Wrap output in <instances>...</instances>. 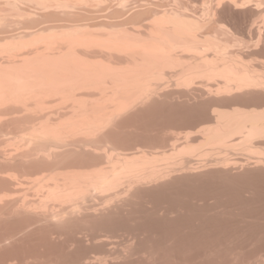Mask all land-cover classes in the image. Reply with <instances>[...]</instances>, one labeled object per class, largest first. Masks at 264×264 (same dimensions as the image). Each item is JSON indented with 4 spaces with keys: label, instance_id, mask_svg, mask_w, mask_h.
<instances>
[{
    "label": "bare ground",
    "instance_id": "6f19581e",
    "mask_svg": "<svg viewBox=\"0 0 264 264\" xmlns=\"http://www.w3.org/2000/svg\"><path fill=\"white\" fill-rule=\"evenodd\" d=\"M258 176L264 0H0V264H184Z\"/></svg>",
    "mask_w": 264,
    "mask_h": 264
},
{
    "label": "rangeland",
    "instance_id": "374dc122",
    "mask_svg": "<svg viewBox=\"0 0 264 264\" xmlns=\"http://www.w3.org/2000/svg\"><path fill=\"white\" fill-rule=\"evenodd\" d=\"M231 15L234 16V18H232L231 21L233 20L234 22H238V23H241V22H242V20H243V18H242V17H243L242 13L237 12V13H233V14H231ZM241 18H242V19H241ZM240 20H241V21H240ZM233 21H232V22H233ZM178 109H179V108H177L176 110H177V111H182L181 109H179V110H178ZM253 179H254V180H253ZM256 179H257V180H256ZM259 179H261V180H259ZM258 180H259V182H257ZM261 181H262V183L260 184V185H261V186H260L259 183H260ZM241 182H242V181H241ZM205 184H207V185H205ZM242 184H245V185H247V184L249 185V184H250V185L256 186V188L263 189V188H264V187H263V186H264V176H260V177L258 176L257 178H256V177H255V178H247L246 180H244V182H242ZM255 184H256V185H255ZM208 185H211V184L208 182V183H204V186H203V184H201L200 186H201L203 189H204L205 187H207L208 189H210ZM201 187H200V189H201ZM211 187H213V185H211ZM193 188H194V187H193ZM197 188H198V189H195V191L199 190V187H197ZM189 189L191 190V188H189ZM190 190H189V191H190ZM263 190H264V189H263ZM189 191H188V192H189ZM189 193H190V192H189ZM254 201H256V200H254ZM252 202H253V200H252ZM256 202H257V201H256ZM256 202H255V203H256ZM259 202L262 203V204H259ZM259 202H257V203H258L260 206H259V205L257 206V205L254 203V204L256 205L255 209L260 207L259 209L262 211L263 208H264V206H263V205H264V201H263V202L259 201ZM254 204L251 203V207H252V208L250 207V205H248V206H249L251 209H253V206H252V205H254ZM261 205H262V206H261ZM249 207H248V208L244 207V208H245V209H249ZM259 209H258V210L256 209V211H260ZM245 211H246V210H245ZM248 212H249V210H248ZM251 212H254V211H251ZM220 216H221V215H220ZM220 216H217V217H219V219L216 217L215 220L218 219V221H219V220H220ZM226 218H228V217H225V218H224V216H223V217L221 218L222 220L219 221V223H218L219 225L221 224L220 222H222V224L220 225L219 229H218V226H219V225L216 224L218 221H217V222H216V221H215V222H214V221H212V222L210 221V222H208L209 224H208V223H207V224H204V226H207V225H210V226H211V225H213V227H214V225L216 224V225H218V226H217V229H218L219 232L222 231V230H220V228H221V229H223V230H226V234H228V235H229V232H230V231H229V230H230V226H231V227L233 226L232 229H231L232 232H230L231 235H232V234H235V232L237 231V230H236V231L234 232V229H233V228L238 229V230H239V229H242V228H247V230H250V227H251V228H253V231L256 229L255 232L253 233V234H255V235L252 236V234H251V236H250L249 234H247V233H249L250 231H247V230L244 231V230L242 229V231L245 232V234H244L242 231L239 230L240 233H237V232H236V233H237L238 235L240 234V236H234V235H233V238H234L235 240H233V238L229 235V236L231 237V239L233 240V241H232V240L230 239V237H229L230 240L226 238L227 235L224 236V237H225V239H224V237L221 236V235L224 234V232L222 231L223 234H220L219 232H218V234H216V235H218V236H219V235L221 236V239H222V240H221V239H220V236L218 237V236L215 235V233H217V232H216L217 230H216V229L214 230V228H215L216 226H215L214 228H213L212 226H211V227L208 226V227H207L208 229L212 228L213 231H214V232L211 231L212 229L209 230L210 232L213 233V234L211 233L212 236L209 235L210 232L207 230L208 232H206V233H208V234H207V236H205V237H207L208 239H206V238L204 237L206 240L203 238V241L201 242V244L197 245L196 249H195L193 252H191V254H186V255H185V256H187V257H186L187 260H186L185 262H188V263H185V262H184V264H195V262H196V264H197V263H198V264H202L201 261H202V262L205 261V259H206L207 257H209V258H211V259H208V258H207L206 261H205V262H207V263L204 262L203 264H226V263H228V261H229V257H230V260H231V258H232V254H233L232 251H233L234 248H235L236 251H238V253H239V254H238V258L236 257V258L238 259V260H237V261H238V264H239V263L241 262V260H242L241 257H243V258L246 257V258L243 259V261L245 262V261H247L248 259H253V257H255V256H256L258 253H260V252H261V253H264V237H263L264 235H263V236H260L259 239H258V236L261 235V232L263 231V230L260 231V229H258V228H262L261 226L264 224V223H263L264 220L261 221L260 218H256V219H254V221H251V220H248V221H247V220H246V222H245L244 220H242V221H244V222H241V224L243 223V224L241 225V224H238V223H240L239 221H241V220H239L240 218L238 219V217H235V218H232V219H231L232 221H233V220L235 221V219H236L237 221H235V222H234V221L231 222L230 220L228 221ZM230 218H231V217H230ZM226 220L229 222V224H228V222H227ZM225 221H226V222H225ZM260 221H261L262 224L260 223ZM213 222H214V223H213ZM224 222H225V223H224ZM248 222H249V225H247ZM210 223H211V224H210ZM232 223H236V224H232ZM250 223H252L254 226H253L252 224H250ZM256 223H257V225H258V223H259V225L256 226ZM223 224H226V225L228 224L229 226H226V225H223ZM237 224H238V226H237ZM244 224H245L246 226H249V228L246 227ZM260 225H261V226H260ZM221 226H224V227H221ZM241 226H242V227H241ZM263 226H264V225H263ZM226 227H227V228H226ZM240 227H241V228H240ZM256 227H257V228H256ZM225 228H226V229H225ZM228 229H229V230H228ZM262 229H264V228H262ZM257 230H259L260 232H258ZM256 231H257L259 234H258ZM251 232H252V229H251ZM263 232H264V231H263ZM263 232H262V233H263ZM242 234H243V235H242ZM257 234H258V236L256 237ZM263 234H264V233H263ZM208 235H209V237H210V236H211V237L209 238ZM224 235H225V234H224ZM247 235H248V236H247ZM242 236H244V238H245V237H246V238L244 239ZM249 236H250V237H249ZM238 237H240V238L242 237V238L239 239ZM247 237H248V238H247ZM261 237H262V238H261ZM185 238H187V237H183L182 239H185ZM236 238H237L238 240H237ZM249 238H250V239H249ZM253 238H256V239H258V240H257V241H256L255 239L253 240ZM182 239H181V241H182L183 243H184V242H187V243H188V241H190L189 238L186 239V240H184V241H183ZM216 239H217V240H216ZM219 239H220V240H219ZM251 239H252V240H251ZM215 240H216V241H215ZM226 240L230 241V243H229V242L226 243L227 245H228V244L230 245V244L232 243L230 246H233L234 244H235L236 246H233V249H232V247H229V246H228V248H227V246L224 247L226 244L223 243V242L226 241ZM213 241H214V242H213ZM231 241H232V242H231ZM255 241H256V244H255ZM234 242H236V243H238V244H236V243H234ZM187 243H186V244H187ZM233 243H234V244H233ZM214 244H215V245H214ZM220 244H222V245L220 246ZM223 244H224V245H223ZM253 244H254V245H253ZM209 245H210V247H208ZM237 245H239V246H237ZM241 245H242L243 247H242ZM213 246H214V247H213ZM215 247H216V248H215ZM218 247H219V249H218ZM221 247H222V248H221ZM240 247L242 248L241 250H243V251L240 250L242 253L239 251V248H240ZM203 248H204L205 252H211V253H213L214 250L218 249V250H216L217 252H216L215 255H217L218 253H219V254H218L217 256H215V255H214L215 252H214L213 254H211V255H213V256H207V255L205 256L204 253H203V252H204ZM207 248H209V249L211 248L213 251H209V250L207 251ZM214 248H215V249H214ZM230 248H231L232 250H231ZM201 249H202L203 251H202ZM220 249H222V252H224V253L227 252V254H226V253L224 254V253H222V252H221V253H222V254H221V253H220V251H221ZM224 249H226V250L223 251ZM229 249H230V250H229ZM237 249H238V250H237ZM228 250H229V251H228ZM197 251H198V252H197ZM218 251H219V252H218ZM201 252L203 253L204 256L202 255ZM229 252L231 253V255H229V254H230ZM233 252H235V251H233ZM194 253H195V254H194ZM198 253H199V254H198ZM228 253H229V254H228ZM240 253H241V256H240ZM256 253H257V254H256ZM199 255H200V256H199ZM219 255H220V258H219ZM221 255H222V257H221ZM224 255H225V256H224ZM191 256H192V259H191ZM202 256H203V259L201 260ZM214 256H215V257H214ZM223 256H224L225 258H226V257H227V258L225 259ZM228 256H229V257H228ZM197 257H198V259L200 260V262H199V260H197ZM200 257H201V258H200ZM205 257H206V258H205ZM216 257H218V258H216ZM239 257H240L241 260L239 259ZM186 258H185V259H186ZM189 258H190V259H189ZM195 258H196V259H195ZM204 258H205V259H204ZM213 259H215V260H213ZM227 259H228V260H227ZM190 260H191V261H190ZM196 260H197L198 262H197ZM209 260H210V261H209ZM211 260H212V261H211ZM217 260L219 261V263H218ZM224 260H227L226 263H225ZM239 260H240V261H239ZM193 261H194V263H192ZM216 261H217V262H216ZM220 261H221V262L224 261V262L221 263ZM235 261H236V260H235ZM189 262H190V263H189ZM208 262H209V263H208ZM210 262H211V263H210ZM229 263H231V261H230ZM236 263H237V262H236ZM242 263H243V262H242ZM231 264H233V263H231Z\"/></svg>",
    "mask_w": 264,
    "mask_h": 264
}]
</instances>
